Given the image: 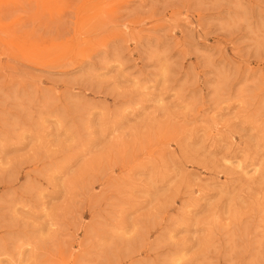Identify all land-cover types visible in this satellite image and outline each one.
I'll list each match as a JSON object with an SVG mask.
<instances>
[{
    "label": "rangeland",
    "instance_id": "obj_1",
    "mask_svg": "<svg viewBox=\"0 0 264 264\" xmlns=\"http://www.w3.org/2000/svg\"><path fill=\"white\" fill-rule=\"evenodd\" d=\"M0 264H264V0H0Z\"/></svg>",
    "mask_w": 264,
    "mask_h": 264
}]
</instances>
